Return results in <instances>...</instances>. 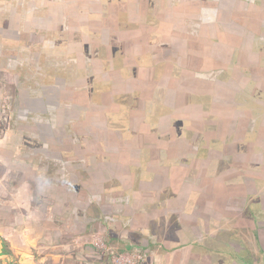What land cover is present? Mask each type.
<instances>
[{"label": "crops", "instance_id": "1", "mask_svg": "<svg viewBox=\"0 0 264 264\" xmlns=\"http://www.w3.org/2000/svg\"><path fill=\"white\" fill-rule=\"evenodd\" d=\"M44 1L0 0V97L37 115L0 133L5 254L46 216L54 243L97 230L108 250H150L143 264H224L246 203L264 206V2L246 0L235 35L217 15L236 0ZM83 246L18 263L109 264Z\"/></svg>", "mask_w": 264, "mask_h": 264}, {"label": "rangeland", "instance_id": "2", "mask_svg": "<svg viewBox=\"0 0 264 264\" xmlns=\"http://www.w3.org/2000/svg\"><path fill=\"white\" fill-rule=\"evenodd\" d=\"M10 86V85H9ZM7 88V87H5ZM11 88V86H10ZM4 96L2 95V97H0V103H3L4 105L1 106L0 104V109L1 111H3L7 106H11L8 109V112H6V114L8 115V118L5 119L3 118L1 120L0 123V133L2 132V130L6 127L8 129H12L18 126H21V128H16L18 130L22 129L24 130V134H30L29 132H27L25 129H30V130H34L33 129V121H35L36 116H34L35 114H32V116H34V118L31 119V117H27L26 119H24V112L25 109H27V106H23V107H17V106H13V105H18L19 101L16 99V94L14 91H7L4 90ZM26 115H29L26 113ZM7 117V116H6ZM37 122V121H35ZM37 124V123H36ZM23 125V128H22ZM27 126V128H26ZM35 126V124H34ZM45 128V129H44ZM37 129V128H36ZM42 131H47L46 127H42L41 128ZM16 134L19 132H15ZM38 135V133H36ZM2 135V133H1ZM43 137H47V133H43L41 134ZM13 138V141L15 143H17L20 139L17 138V135ZM15 138V139H14ZM27 141V140H26ZM30 145H34L32 142L30 143ZM24 146V145H23ZM45 166H49L48 171L44 170ZM60 167L59 164H52L50 165V163H48L47 161H43L40 168L41 170L44 172V174H42L41 176L43 178H46L48 176H54V168H58ZM78 174H80V172L78 171ZM47 175V176H46ZM76 190H74V188L72 189L73 191H80L79 187H75ZM81 213V212H80ZM90 214V213H89ZM93 217L96 216V212L93 213L92 215ZM90 217V216H89ZM105 219L108 221L112 220V217L110 214L105 216ZM40 221V226L38 227L39 231H41V229H45L43 232H41L39 235H35V237L31 238L27 245L29 247V250L27 251H23L21 253H17V252H13L11 254H9L8 256H4V262H9L8 264H19L18 262H20V258L25 259L28 257H32V259L34 260V262H43L40 261L41 257H43L44 255H48V253H50L51 250H54V247L56 250H58V253H65L67 252L68 257L69 254H75L80 251L81 254H83L84 252H87L86 250H82L84 248L83 245H89L91 247V252H92V257L95 258H99V257H105V262H109V264H115V262H117V259L119 256H121L123 258V260L125 262H139V264H143V262H151V256H150V250H145V249H138V248H134L133 246L131 250L128 249H123L122 251H112V250H108V242L107 240L109 239V235L106 239H104L105 235H100L97 230H95V233L91 235L90 240H87L85 243L82 238H78L80 237V235L77 234H70V237L68 240H64V237H60L59 241L57 243H54V237L56 236L55 234H53L54 232H50L49 230L46 229V224L47 221H49V219L46 218V216L44 217V219L41 217L40 219H31L30 221ZM159 218H157V221L152 225V226H157V224L159 223ZM62 224V220H58L57 225H61ZM81 225V224H80ZM44 227V228H41ZM77 237V238H76ZM78 239V240H77ZM111 240V237H110ZM66 241L68 242L69 246H64L62 243H66ZM110 243V242H109ZM7 249H8V245H6ZM51 247H53L51 249ZM64 248V249H63ZM5 250V253H8V250ZM68 250V251H67ZM4 251V250H3ZM2 251V252H3ZM62 251V252H60ZM80 252L78 254H80ZM64 256H66L65 254H63ZM89 257V256H88ZM85 257L79 258V260H84ZM45 262H50V261H45ZM61 262H64L63 260Z\"/></svg>", "mask_w": 264, "mask_h": 264}, {"label": "flooded vegetation", "instance_id": "3", "mask_svg": "<svg viewBox=\"0 0 264 264\" xmlns=\"http://www.w3.org/2000/svg\"><path fill=\"white\" fill-rule=\"evenodd\" d=\"M50 2H52V0H45L44 3H42L39 7L42 8L44 6V9H47L46 6ZM259 2H260L259 5H261L262 4L261 2H264V0H259ZM246 7H247L246 0H236L233 5L226 4V6H224L221 9V13H218L217 15L218 19L213 15V20L214 19L219 20L218 22L223 24L227 30L232 31V34L238 33L239 30H241L238 29L239 28L238 25L247 23L246 21L248 15L247 13L251 8H246ZM262 9H263L262 17L264 19V7ZM41 11H43V9ZM197 11L205 12V10H197ZM205 14L206 13H204V15ZM209 22H211V20ZM247 36L249 38L251 37V35H247ZM9 107L11 106L9 105L6 108ZM6 108L4 110L7 112L8 109ZM34 116L25 115L24 119H26L27 117H31L32 119L34 118ZM35 121H37V119ZM66 128H68V126ZM68 129L71 128L69 127ZM25 130L30 134L33 133V131L28 128ZM69 131L70 130H68L67 132ZM62 145H66V147L69 148L73 146L74 148L77 147L79 143L74 140L72 144L63 143ZM42 147H46V146L42 145ZM263 153H260L259 156H261ZM244 156H246L247 161L248 159L250 160L252 158H255L253 153L248 155H246L245 153ZM57 164L61 166L60 162H57ZM249 169L254 170V167L250 164ZM65 173L66 172L63 170L61 176H63ZM263 208L264 206L262 202H259L257 204L251 202L246 203L244 207L245 210L244 218L242 220L244 225L241 228L235 226L233 229H230L227 232L226 235L227 242H225V244L230 250L228 253H231V255L225 256L224 264H264V209ZM6 245H7L6 242H4V240H1L0 263L4 262L3 257L7 256L5 254V250L7 249Z\"/></svg>", "mask_w": 264, "mask_h": 264}, {"label": "built area", "instance_id": "4", "mask_svg": "<svg viewBox=\"0 0 264 264\" xmlns=\"http://www.w3.org/2000/svg\"><path fill=\"white\" fill-rule=\"evenodd\" d=\"M115 264H139V262H125L123 258L119 256Z\"/></svg>", "mask_w": 264, "mask_h": 264}]
</instances>
